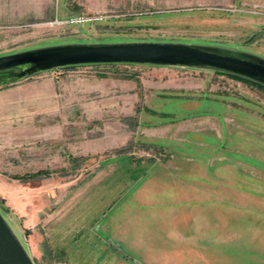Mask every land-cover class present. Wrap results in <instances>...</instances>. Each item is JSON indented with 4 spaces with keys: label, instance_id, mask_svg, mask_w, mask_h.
<instances>
[{
    "label": "rangeland",
    "instance_id": "rangeland-1",
    "mask_svg": "<svg viewBox=\"0 0 264 264\" xmlns=\"http://www.w3.org/2000/svg\"><path fill=\"white\" fill-rule=\"evenodd\" d=\"M105 1L90 12L54 0L40 21L0 22V56L169 42L264 59V0ZM36 75L62 110L2 121L17 141L0 150V213L34 264H264L261 87L177 67Z\"/></svg>",
    "mask_w": 264,
    "mask_h": 264
},
{
    "label": "water",
    "instance_id": "water-1",
    "mask_svg": "<svg viewBox=\"0 0 264 264\" xmlns=\"http://www.w3.org/2000/svg\"><path fill=\"white\" fill-rule=\"evenodd\" d=\"M85 65H139L207 70L264 88V59L215 45L169 42L85 43L40 47L0 56V83ZM0 264H34L0 213Z\"/></svg>",
    "mask_w": 264,
    "mask_h": 264
},
{
    "label": "crops",
    "instance_id": "crops-1",
    "mask_svg": "<svg viewBox=\"0 0 264 264\" xmlns=\"http://www.w3.org/2000/svg\"><path fill=\"white\" fill-rule=\"evenodd\" d=\"M2 1H0V22L4 23L13 22L14 20L40 21V19L46 16V13L52 11L54 2V0ZM85 2L83 5L87 9H84L90 12L95 10L100 11L107 6L105 0H99V2L93 4L89 3L90 1L88 2V0H85ZM33 76L13 82L6 87H0V150L4 142L16 143L17 141L15 131L11 134V130L3 127L2 121H11L18 117H26L28 113L31 114L34 111L47 115L49 112L56 111L60 113L62 110L58 99L59 94L56 91L57 89L54 88V81L45 75V77L43 75V77L41 75ZM37 100L41 101L40 105L34 103ZM29 122L32 124L33 121ZM7 132L8 137H6Z\"/></svg>",
    "mask_w": 264,
    "mask_h": 264
},
{
    "label": "trees",
    "instance_id": "trees-1",
    "mask_svg": "<svg viewBox=\"0 0 264 264\" xmlns=\"http://www.w3.org/2000/svg\"><path fill=\"white\" fill-rule=\"evenodd\" d=\"M65 68H70V67H65ZM231 77V76H230ZM235 78V77H234ZM9 83V82H8ZM8 83H2L3 85L4 84H8ZM12 83V82H11ZM42 174H44V172H42V171H39V172H37V175L36 176H41ZM14 179H16V178H14ZM16 180H18V181H20V182H26L24 179L22 180V179H20V178H17Z\"/></svg>",
    "mask_w": 264,
    "mask_h": 264
},
{
    "label": "built area",
    "instance_id": "built-area-1",
    "mask_svg": "<svg viewBox=\"0 0 264 264\" xmlns=\"http://www.w3.org/2000/svg\"><path fill=\"white\" fill-rule=\"evenodd\" d=\"M84 21V19L82 20L81 18H77V19H72V20H70V22L71 23H76V22H83Z\"/></svg>",
    "mask_w": 264,
    "mask_h": 264
},
{
    "label": "flooded vegetation",
    "instance_id": "flooded-vegetation-1",
    "mask_svg": "<svg viewBox=\"0 0 264 264\" xmlns=\"http://www.w3.org/2000/svg\"><path fill=\"white\" fill-rule=\"evenodd\" d=\"M252 84V83H251ZM253 85H255V84H253ZM256 86H258V85H256ZM260 87V86H259ZM262 88V87H261ZM263 90H264V88H262Z\"/></svg>",
    "mask_w": 264,
    "mask_h": 264
}]
</instances>
